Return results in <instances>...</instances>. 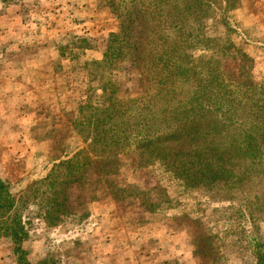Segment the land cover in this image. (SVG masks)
<instances>
[{
    "label": "rangeland",
    "instance_id": "374dc122",
    "mask_svg": "<svg viewBox=\"0 0 264 264\" xmlns=\"http://www.w3.org/2000/svg\"><path fill=\"white\" fill-rule=\"evenodd\" d=\"M195 1L177 31L146 0H0V183L26 233L17 246L0 221V264H256L264 185L182 187L134 147L91 154L102 127L125 143L100 111L153 92L170 43L248 96L264 87V0ZM115 34L125 50L103 63Z\"/></svg>",
    "mask_w": 264,
    "mask_h": 264
},
{
    "label": "trees",
    "instance_id": "16d2710c",
    "mask_svg": "<svg viewBox=\"0 0 264 264\" xmlns=\"http://www.w3.org/2000/svg\"><path fill=\"white\" fill-rule=\"evenodd\" d=\"M181 1L184 4L181 10L185 13L182 23L190 22L191 13L197 10L195 0H146L147 4L141 7L153 17L158 12L161 19L168 14V22L176 23H168L173 26L171 30L179 31L177 20L182 15L177 13V6ZM205 5L209 7L208 3ZM121 37L120 34L110 37L103 63L124 52ZM190 44L174 48L171 43L168 45L174 58L155 62L156 75H151L153 92L132 100L124 110L115 106L101 109V122L112 120V128L117 122L125 124L120 128L126 132L118 131L125 132L126 141L107 137L102 127L92 141L91 154L96 157L97 150L102 157L105 153L118 154L123 148L134 147L141 161L161 165L182 187L263 186L264 87L249 88L252 95L248 96V89L242 88V84L222 77L216 63L215 69L207 61L197 64L186 53ZM106 111L112 116L108 117ZM170 143L184 144L188 149L170 151L167 146ZM22 199H11L7 188L0 183V221L5 219L7 223L2 224L5 233L17 246L26 240L18 207ZM253 250L256 264H264V238Z\"/></svg>",
    "mask_w": 264,
    "mask_h": 264
}]
</instances>
